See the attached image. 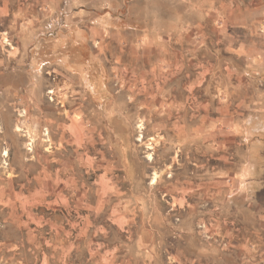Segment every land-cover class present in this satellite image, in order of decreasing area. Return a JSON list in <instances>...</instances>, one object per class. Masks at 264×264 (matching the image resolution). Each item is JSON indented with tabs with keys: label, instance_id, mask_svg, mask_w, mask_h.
Wrapping results in <instances>:
<instances>
[{
	"label": "rangeland",
	"instance_id": "374dc122",
	"mask_svg": "<svg viewBox=\"0 0 264 264\" xmlns=\"http://www.w3.org/2000/svg\"><path fill=\"white\" fill-rule=\"evenodd\" d=\"M213 1H28L45 29L100 24L53 53L0 30V264H264V109L220 115L197 85L264 44V15Z\"/></svg>",
	"mask_w": 264,
	"mask_h": 264
},
{
	"label": "crops",
	"instance_id": "0c3cea01",
	"mask_svg": "<svg viewBox=\"0 0 264 264\" xmlns=\"http://www.w3.org/2000/svg\"><path fill=\"white\" fill-rule=\"evenodd\" d=\"M28 1L30 4H55L58 2V0H0V30L13 29L12 27L15 28L19 24L24 25L25 29L34 27L36 33L43 34L37 38V43L48 48L50 53H53L55 47L64 46L68 48L75 43H82L83 38L81 36H85V39L90 41L92 38L91 28L96 30L100 27V24L96 25V23L90 22L91 13L77 10L73 14L64 15L61 25L60 22L55 21L54 24L51 23L50 28L45 29V22L47 21L45 12L40 11L37 16H32L31 11L25 5ZM69 2H74V0H69ZM232 2L234 0H214L211 3L212 17L216 16V19L221 20V23L224 22V24H237L238 21L244 23L246 14L251 15L250 11L264 15V0L237 1L235 8H233L236 11L234 15L232 11L230 12ZM15 3L18 9L12 10L11 6ZM57 28L62 32L61 36L51 38L45 35L49 30H57ZM250 31L254 32L255 30L250 29ZM255 33L264 35V28L263 30H256ZM244 47L242 43L230 47V49L237 51L235 54L236 63L223 65V78L216 76L215 79H212L208 71L197 83L201 87L211 81L210 83L213 84L212 93L217 100L214 107L216 113L220 115L240 114L243 113L242 109H264V44H252L250 48L245 47L246 49ZM254 95L258 96L256 102ZM203 109L205 112L208 111V107L204 104Z\"/></svg>",
	"mask_w": 264,
	"mask_h": 264
},
{
	"label": "bare ground",
	"instance_id": "6f19581e",
	"mask_svg": "<svg viewBox=\"0 0 264 264\" xmlns=\"http://www.w3.org/2000/svg\"><path fill=\"white\" fill-rule=\"evenodd\" d=\"M51 92H52V90H51ZM76 126H78V124L76 125V122L75 121H72V123H71V129L73 128L74 130H75V128H76ZM156 176V175H155ZM156 178V177H155Z\"/></svg>",
	"mask_w": 264,
	"mask_h": 264
}]
</instances>
